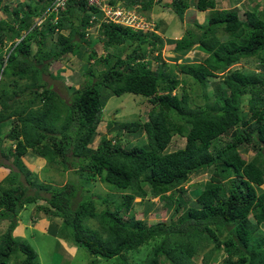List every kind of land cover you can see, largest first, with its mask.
I'll use <instances>...</instances> for the list:
<instances>
[{"label":"trees","instance_id":"16d2710c","mask_svg":"<svg viewBox=\"0 0 264 264\" xmlns=\"http://www.w3.org/2000/svg\"><path fill=\"white\" fill-rule=\"evenodd\" d=\"M51 1L28 0L24 9L10 12L11 25L0 26V47L9 42L6 58L0 61V160L11 157L14 165L11 169L0 162V168L7 170L0 180V221H7L0 234V264L17 256L20 264H37L34 252L12 236L19 212L36 201L45 202L50 214L60 219L67 235L61 239L94 258H117V264H128L126 253L152 243L139 264H194L192 258L198 255L199 264H209L218 251L224 255L222 264H264V233L259 230L264 223V190L260 188L264 184V8L245 12L244 19L235 11L212 12L196 42L185 37L175 42L173 51L180 56L175 61L196 43L207 55L199 63L174 65L184 77L174 79L162 75L163 64L151 71L148 61H142V49L147 46L144 49L152 52L156 44L157 37L150 32L101 24L96 35L104 54L84 51L82 46L90 44L84 29L90 15H98L84 0H68L63 11L49 14L43 32L32 27L31 21L39 19ZM103 2L127 8L139 5L147 11L155 3ZM2 7L7 11L6 5ZM166 7L180 19L189 4L188 0H171ZM194 8L214 11V0H196ZM123 45L131 46L130 52L124 57L117 54L106 67L112 57L108 48ZM80 50L87 54L83 74L92 81L72 89L65 101L42 75L48 74L52 62ZM248 58L258 60V72L232 67ZM91 64L103 65V69L94 75ZM214 74L221 77L220 84H212L216 90L211 103L195 104L183 88L175 92L180 83L192 91L204 89ZM9 77L10 83H1ZM8 86L15 89L9 93ZM98 88L111 96L131 94L147 100L151 109L145 122L119 125L125 133L141 130L144 148L123 147L117 136L105 135L91 147L103 107ZM246 95L248 117L243 119L241 99ZM176 135L184 138L183 147L166 151ZM4 142L12 149L4 152ZM242 144L255 148L247 161L237 150ZM42 161L44 167L38 169L36 164ZM29 164L40 171L47 166L56 174L66 171L70 178H97L121 195L117 202L101 198L68 178L62 185L40 182ZM203 170L209 176L199 192L190 191L193 201L188 207L190 196L183 197L184 184ZM174 190L176 196L171 195ZM147 192L173 204L168 221L148 224L134 217L133 201L144 199Z\"/></svg>","mask_w":264,"mask_h":264},{"label":"rangeland","instance_id":"374dc122","mask_svg":"<svg viewBox=\"0 0 264 264\" xmlns=\"http://www.w3.org/2000/svg\"><path fill=\"white\" fill-rule=\"evenodd\" d=\"M171 0H154L152 7L147 10H140L137 13V17L145 22L148 21L150 33L156 35L157 39L155 40V46L152 52L145 50L148 49L145 46L142 50L144 51V56L142 61H148V67L151 71L158 69L161 64L164 66L160 67L162 75L169 76L174 79L184 78L181 76V73L175 69L176 65H181L185 62L199 63L207 55L200 50V47L197 45L191 48L189 52L181 56L178 60L175 61V57L178 54L174 53L173 49L175 48V42L178 41L181 37H185L186 40H194L200 38L201 32L204 29L205 22L211 16L212 12L218 11H235L237 17L244 19V13L248 11H253L256 8H264V0H214V11L205 10V11H196L194 8V3L196 0H188L189 8L184 11L180 19L173 14L166 5ZM28 3V0H2L0 5V26L7 27L11 25V15L12 10H16L18 7L23 8V4ZM7 6V11H3V7ZM43 13V12H42ZM49 14L43 13L40 19L32 20L31 26L36 27L39 31L45 30L44 21L48 18ZM54 20V18H53ZM91 34L89 35L90 46H82L84 51L88 49L93 50L96 55H103L104 51L102 48V43L97 40V31L91 29ZM64 34L66 32H63ZM189 36V37H187ZM218 39L223 41L224 38L220 35H217ZM55 34L53 35V39ZM18 41V40H16ZM30 53L34 52L35 46L34 42L30 43ZM47 46V42L45 41ZM161 44V45H160ZM9 42L6 41L3 47H0V61H4L6 58V53L8 51ZM129 45V44H128ZM86 49V50H85ZM131 50V46L115 47L108 48V51L112 54V57L108 60L106 67H109L113 63V58L117 54H120L121 57H124ZM83 50L78 51L77 55H65L59 61L52 62L47 70V75L43 74V80L51 87L52 90L58 93V95L63 98L65 101L69 100L72 89H81L89 85L92 81L91 78L83 74L87 64H86V53L82 54ZM88 53V52H87ZM179 56V55H178ZM180 57V56H179ZM258 60L254 58L242 59L239 64L232 66L237 69H243L245 71H259ZM92 66L94 64H91ZM175 65V66H174ZM105 67V68H106ZM94 75L97 74L98 69H103V65L96 67L93 66ZM215 76L209 77L208 83L204 89H196L192 91L187 84L182 85L180 83L179 87L175 90L181 91L183 88L193 102L197 105H202L203 103H211L213 100L211 93H213L216 88L212 84H220L219 78L220 74H214ZM220 76V77H219ZM3 78V77H1ZM188 79V78H187ZM186 79V80H187ZM13 80L11 77L2 80L1 83L7 84ZM23 81V80H22ZM22 81L18 82V86L22 87L24 84ZM7 82V83H6ZM189 83V81L187 82ZM87 84V85H86ZM9 93L12 92L11 89H15L12 86H8ZM200 90H203L202 92ZM99 95L101 97V103L103 107L101 109V119L100 123L96 129V136L93 138L91 147H94L100 136L105 135V137L113 139L117 136L118 142L121 146H137L144 148L146 144V138L142 134L141 130L137 133H125L119 129L110 131L109 129L113 126L119 127L120 124L129 123V122H138L142 124L147 120V113L150 109L149 103L147 100L141 96H135L131 94H122L120 96H111L108 95L107 91L98 88ZM206 96L207 99H203ZM17 97V95H16ZM20 98H23V95H19ZM248 95L243 96L242 101V111L241 117L246 119L248 114L246 112V101ZM7 127L10 122H7ZM4 129H8V128ZM3 129L2 135L6 132ZM184 145V138L180 136H173L166 148V151H175L182 148ZM4 152L6 149L11 147V144L4 142L2 144ZM239 151L240 157L247 161L252 158L255 153V148L251 147L248 144H242L237 148ZM10 158V159H9ZM9 160L0 162L5 163L8 167L14 169L12 164V159L9 157ZM44 161L36 164V167L41 168ZM72 163H76V160H72ZM30 165V164H29ZM34 165H30L29 169L35 171L34 175L37 176L40 182L51 183L53 185H62L63 182L68 178L71 181L77 182L84 191H89V193L94 194L95 196H100L104 198L108 196V199L114 202L119 200L121 192L112 187L111 185L104 184L95 178L92 180H86L84 176H81V179L70 178L66 171L65 174L62 171H56L55 173L53 168L45 167L42 171L36 170L33 168ZM44 167V166H43ZM69 167V166H68ZM76 169V168H70ZM7 170L0 168V180L6 175ZM67 174V176H65ZM209 173L207 170L200 171L197 174L191 175L188 182L184 184L186 189L183 194L184 198L190 196V201L187 203L188 207H192L193 196H191L190 191H200L203 187L204 182L207 180ZM53 178V181H51ZM67 179V180H68ZM264 190V184L260 187ZM172 196L177 195V191L174 190L171 192ZM45 196V195H44ZM188 198V200H189ZM136 199L132 203L133 215L136 219L145 220L148 224H153L156 222H166L168 217L173 210V204H166L165 201H161L157 198H152L147 192V195L144 199ZM110 206V205H109ZM186 206V207H187ZM103 206H99L102 208ZM38 210H37V209ZM50 213L52 210L47 207L46 203L43 201H36L34 204L27 205L23 210L19 212L16 219L18 224L12 232V236L15 237L20 243L27 245L35 254V260L37 264H117V258L103 259V258H94L89 256L85 250L80 247L73 246L69 241L61 239L59 236H67L66 230H62L61 221L57 217H53ZM174 220V217L173 219ZM7 222V221H6ZM6 222L0 221V234L6 228ZM62 230V231H61ZM259 230L264 233V223L260 226ZM152 243L148 245L141 246L137 252H128L125 254V258L128 264H139L143 260L145 253L150 249ZM206 251V250H205ZM224 255L222 251L211 256L209 264H222ZM20 256H17L9 260L8 264H20ZM194 264H199L201 261V255L194 256L192 258Z\"/></svg>","mask_w":264,"mask_h":264},{"label":"built area","instance_id":"2783aa9c","mask_svg":"<svg viewBox=\"0 0 264 264\" xmlns=\"http://www.w3.org/2000/svg\"><path fill=\"white\" fill-rule=\"evenodd\" d=\"M68 0H53L45 13H57L65 8ZM87 6H92L98 11L99 15L92 16L89 23L93 22L94 19L99 24L107 25L109 23L115 24L124 28H129L132 31H149V23L147 20L143 22L137 17L138 7H123L119 4L110 5L103 0H84Z\"/></svg>","mask_w":264,"mask_h":264},{"label":"clouds","instance_id":"9594fccd","mask_svg":"<svg viewBox=\"0 0 264 264\" xmlns=\"http://www.w3.org/2000/svg\"><path fill=\"white\" fill-rule=\"evenodd\" d=\"M51 2H52V1H51ZM51 2H50V4H51ZM67 2H68V1H67ZM50 4H49V5H50ZM116 4H118V3H116ZM49 5H48V6H49ZM119 5H120V4H119ZM48 6L45 8V10L48 8ZM65 6H66V5H65ZM86 6H87V5H86ZM134 6H137V7H138V5H132L131 7H134ZM88 7H91V6H88ZM93 9H94V8H93ZM45 10L43 11V13L45 12ZM63 10H64V9H63ZM63 10H62V11H63ZM94 10L97 11L96 9H94ZM138 11H139V8H138ZM59 12H60V11H59ZM43 13H42V15H43ZM97 13H98V11H97ZM42 15L40 16V18L42 17ZM98 15H99V13H98ZM98 15H97V16H98ZM48 16H49V15H48ZM90 16L92 17V16H95V15H90ZM97 16H96V17H97ZM40 18H39V19H40ZM90 19H91V18H90ZM90 19H89V20H90ZM99 25H101V24H99ZM99 25H98V21L95 20V19H94V21L91 22V23H89V21H88V25H87L86 28L84 29V33H85L84 36L88 38L89 35H90L91 32H92V31H90V30H91V29H94V30L97 31V28H98ZM123 28H124V27H123ZM153 28H154V25L152 24V28H151V30H152ZM126 29H129V28H126ZM129 30H131V29H129ZM131 31H132V30H131ZM132 32H143V33H145V32H148V31H132ZM16 42H17V41H16ZM149 105H150V104H149ZM150 109H151V107H150ZM150 109H149V110H150ZM113 127H117V126H113ZM110 129H111V128H110ZM110 129H109V130H110ZM118 129L120 130V127H118Z\"/></svg>","mask_w":264,"mask_h":264},{"label":"water","instance_id":"95a60500","mask_svg":"<svg viewBox=\"0 0 264 264\" xmlns=\"http://www.w3.org/2000/svg\"><path fill=\"white\" fill-rule=\"evenodd\" d=\"M116 129H118V127H112V128L110 129V131L112 132V131H114V130H116Z\"/></svg>","mask_w":264,"mask_h":264}]
</instances>
